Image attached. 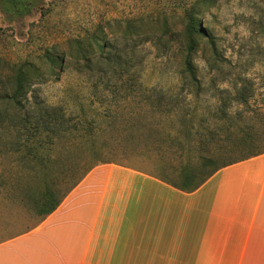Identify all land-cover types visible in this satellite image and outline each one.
Listing matches in <instances>:
<instances>
[{"label":"rangeland","instance_id":"obj_1","mask_svg":"<svg viewBox=\"0 0 264 264\" xmlns=\"http://www.w3.org/2000/svg\"><path fill=\"white\" fill-rule=\"evenodd\" d=\"M30 1L32 7L21 6L16 14L5 10L0 0V96L13 84L12 65L31 63L39 99L60 106L70 115L66 128L77 129L67 131L70 140L62 138L40 149L49 162L43 169L32 160L40 173L25 179L22 153L9 151L16 136L0 137V186L43 187L63 177L58 191L67 190L73 180L67 173L73 160L68 143L78 134L85 137L90 120L98 142L113 150L114 155L103 156L176 183L182 170L195 171L192 180L199 182L238 156L231 144L241 131L259 136V148L264 149V0ZM188 13L215 46L213 54L209 43H200L194 62L202 86L198 91L191 88V94L180 86L182 44L177 35L184 30ZM141 30L155 32L154 39L122 40L125 31ZM95 32L128 57L131 66L122 71L130 80L126 91L97 90L93 97L91 79L119 76L121 70L114 73L108 64L85 67L82 59L68 61L63 71L56 67V77L39 58L41 50L51 46L58 54L75 51L77 39L87 41ZM136 77L141 89L133 86ZM239 89L247 105L235 101ZM141 108L146 118L138 115ZM147 146L149 151H144ZM218 147L224 149L218 153ZM210 155H214L211 163L200 159ZM41 217L29 214L12 231L29 228Z\"/></svg>","mask_w":264,"mask_h":264},{"label":"crops","instance_id":"obj_2","mask_svg":"<svg viewBox=\"0 0 264 264\" xmlns=\"http://www.w3.org/2000/svg\"><path fill=\"white\" fill-rule=\"evenodd\" d=\"M179 179L102 164L16 231L28 213L0 200V264H264V153Z\"/></svg>","mask_w":264,"mask_h":264},{"label":"trees","instance_id":"obj_3","mask_svg":"<svg viewBox=\"0 0 264 264\" xmlns=\"http://www.w3.org/2000/svg\"><path fill=\"white\" fill-rule=\"evenodd\" d=\"M34 5L30 0H3V8L7 11L19 14L24 7H32ZM23 6V8L21 7ZM142 20V19H141ZM186 25L183 31L177 32L182 44L181 50V67L179 72V80L181 90H186L189 94L194 90H200L202 86L201 79L198 76V67L194 62V55L199 49L202 41H206L211 45L213 54L215 53V46L211 37L195 20L191 13L186 15ZM164 33V32H161ZM176 33V32H175ZM161 35V34H160ZM134 38L140 41L147 39H154L155 32L151 30H141L137 32L125 31L122 35L123 41H128ZM87 41L84 39H77L74 43L77 49L65 53H56L54 47H46L41 50L39 58L46 63L51 69V75L59 76V70L62 69L68 61H78L82 59L85 67L95 62L98 67L100 64H108L115 73L117 69L121 70L117 78L98 76L91 79L89 82L92 95L95 97L98 94L97 90L116 89L126 91L131 85L129 79L123 78V72L127 71L131 66L128 57L121 55L111 43L110 39L102 37L101 34L93 33ZM117 40V39H116ZM116 43V41H115ZM66 59H68L66 61ZM217 64V59L213 62ZM13 70V84L8 93L0 96V137L16 136L17 141L13 144L9 151L14 153H22L20 156V165L24 168L25 174L22 177H33L40 173V170L31 165V161L41 164L44 169L46 166L45 158L39 151L43 150L49 144H56L60 139L70 140L67 134L68 130L77 129L76 126L69 125V117L60 106L47 104L46 101L39 99L37 90L34 87V68L31 63L22 62L12 65ZM117 83H121L120 86ZM235 87L237 84H233ZM133 86L141 89L140 78L133 79ZM99 91V92H100ZM226 92V91H225ZM239 95L235 101L240 105H247V97L239 89ZM241 94V95H240ZM142 103V101H141ZM144 105V103L142 104ZM224 111V110H223ZM157 114V111H152ZM138 115L141 118H146L142 108ZM228 116V115H226ZM153 118H155L153 116ZM231 117H228V119ZM94 124V120L87 122L85 137L82 138L80 134L74 136L68 143L69 148L73 149L71 154L73 156L72 164L68 170V175L73 177L70 187L64 192L58 191V187L64 178L57 177L51 182L46 183L43 187L27 186H0V200H6L11 203L21 205L29 214H40L42 217L53 212L67 194L77 186L82 179L96 166L108 163H114L113 158L105 157L103 155H114L113 150H106V144L98 142L97 136L94 135L90 128ZM232 123H229L231 128ZM73 127V128H72ZM70 128V129H68ZM72 128V129H71ZM149 135L152 134L150 127L147 128ZM154 134V132H153ZM259 136L250 135L247 132L241 131L237 139L231 144L232 150H235L238 156L234 159L218 166L216 169L225 167L249 158L258 156L264 153V149L259 148ZM133 143V142H131ZM128 143L129 146L133 145ZM46 145V146H45ZM136 146V145H133ZM144 151H149V147L144 148ZM224 149L218 147L217 152ZM134 152V151H133ZM216 152V153H217ZM139 153V151H138ZM41 155V156H40ZM104 158H103V157ZM36 159V160H35ZM206 163H211L214 155L207 157H200ZM116 164V163H115ZM121 165V164H120ZM29 168V169H28ZM207 174L199 182H203L213 171ZM179 178L187 184H192V179L195 171L182 170ZM22 178V179H23Z\"/></svg>","mask_w":264,"mask_h":264}]
</instances>
